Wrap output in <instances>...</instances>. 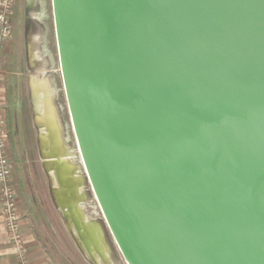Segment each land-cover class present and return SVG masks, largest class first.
I'll return each mask as SVG.
<instances>
[{
    "label": "water",
    "instance_id": "obj_1",
    "mask_svg": "<svg viewBox=\"0 0 264 264\" xmlns=\"http://www.w3.org/2000/svg\"><path fill=\"white\" fill-rule=\"evenodd\" d=\"M52 8L82 168L126 263L264 264V0ZM47 115L36 123L47 124L40 143L62 215L103 253Z\"/></svg>",
    "mask_w": 264,
    "mask_h": 264
},
{
    "label": "rangeland",
    "instance_id": "obj_2",
    "mask_svg": "<svg viewBox=\"0 0 264 264\" xmlns=\"http://www.w3.org/2000/svg\"><path fill=\"white\" fill-rule=\"evenodd\" d=\"M42 10L48 17L43 24L47 25L49 30L48 36L42 37L44 44L39 43L38 47H46L51 53V61L48 65L50 74L46 79L54 92L53 97L47 100L46 108L49 116L51 110L57 115L62 128V140L70 149L68 150L72 154V163L77 168L75 171L78 172L76 176L82 181L77 189L81 190L83 198L77 206L84 211L87 222L98 228L101 242L104 241L103 253L98 249L90 251L76 240L77 231L72 222L64 218L59 206L64 198L61 194L55 195L53 192L54 180L52 178L53 182L50 181L48 175L53 169H46L44 166L39 138L41 131L46 132L47 124L39 119L36 123L29 78H41L40 75H45L46 70L43 69L42 59L31 60L30 57V40L27 34L32 22L28 20L25 0L16 2L13 17L14 31L4 46L2 58L6 118L10 132L8 154L13 166L10 183L16 193L20 216L23 223L27 222L30 231L34 232L49 264H127L105 222L82 168L60 71L52 0H46L45 8ZM36 61L39 65L35 67L32 63ZM57 182L61 189L58 177ZM94 253L98 257L97 260L91 257Z\"/></svg>",
    "mask_w": 264,
    "mask_h": 264
},
{
    "label": "built area",
    "instance_id": "obj_3",
    "mask_svg": "<svg viewBox=\"0 0 264 264\" xmlns=\"http://www.w3.org/2000/svg\"><path fill=\"white\" fill-rule=\"evenodd\" d=\"M16 2L17 0H0V204L5 233L18 259V264H30L22 234V219L16 193L10 183L13 166L8 154L10 132L7 126L2 72L4 46L14 31L13 17Z\"/></svg>",
    "mask_w": 264,
    "mask_h": 264
},
{
    "label": "crops",
    "instance_id": "obj_4",
    "mask_svg": "<svg viewBox=\"0 0 264 264\" xmlns=\"http://www.w3.org/2000/svg\"><path fill=\"white\" fill-rule=\"evenodd\" d=\"M46 0H25V6L28 9V20L32 23L30 24V31L27 36L30 40V57L31 60L34 58L35 60L42 59L44 64V71L50 74L48 70V65H50L51 61V53L50 51L44 47H38L39 43L42 42V37L45 38L48 36L49 27L43 24L44 20L47 19V15L42 10L45 8ZM44 44V43H43ZM35 67L39 65V62L32 63ZM44 114H48L49 112L47 108L45 109ZM22 219V218H21ZM22 234L24 236V240L26 243V248L28 251V257L30 264H49L45 260V255L42 252L41 246L37 239L35 238L34 232L30 231L27 222L25 224L22 221ZM0 264H18V259L12 250V246L10 241L5 233L4 220L2 217V210L0 204Z\"/></svg>",
    "mask_w": 264,
    "mask_h": 264
},
{
    "label": "bare ground",
    "instance_id": "obj_5",
    "mask_svg": "<svg viewBox=\"0 0 264 264\" xmlns=\"http://www.w3.org/2000/svg\"><path fill=\"white\" fill-rule=\"evenodd\" d=\"M32 82H33V89H34L33 93L35 95L34 96V104H35L37 113L39 115H43L44 112H45V109H46L45 99H51L53 97V93L54 92H53V89L51 88L50 82L46 78H45V80H43L41 78L33 77L32 78ZM50 114L52 115V116L50 115L52 117L50 119V124L52 125V127H54L55 130H57V136L61 140L62 139V128L59 125L57 115L55 114V112H52V110H51ZM42 132L46 134L45 131H42ZM61 142L63 143V140H61L60 143ZM60 172H62V170ZM50 174L52 175V178L54 180V188L60 190L59 187H58V182H57V177H56V174H55V169L51 170ZM69 186H70V188H72L73 185L70 183ZM78 191H80V190H78ZM71 222H72V224L74 226L73 218L71 219ZM74 229H75V227H74ZM98 237H99V235H98L97 229L94 228V229H91L89 231V234L87 236V238H88L87 240H91L92 242H94V241L97 240ZM78 238H79V241L81 242V238L80 237H78ZM100 242H101V240H100ZM81 243H82V245L84 244V242H81ZM84 246L86 247L85 244H84ZM86 248L84 250L87 253V249ZM91 248H92V250L95 249L92 245H91ZM91 257L93 258V260L94 259L97 260V258H98L95 253Z\"/></svg>",
    "mask_w": 264,
    "mask_h": 264
},
{
    "label": "flooded vegetation",
    "instance_id": "obj_6",
    "mask_svg": "<svg viewBox=\"0 0 264 264\" xmlns=\"http://www.w3.org/2000/svg\"><path fill=\"white\" fill-rule=\"evenodd\" d=\"M29 79H30V78H29ZM32 108H33L34 116H36V110H35V107H34L33 101H32ZM39 139H40V138H39Z\"/></svg>",
    "mask_w": 264,
    "mask_h": 264
}]
</instances>
